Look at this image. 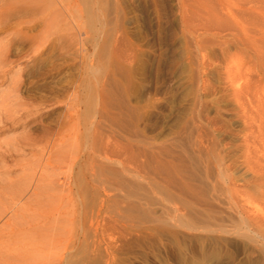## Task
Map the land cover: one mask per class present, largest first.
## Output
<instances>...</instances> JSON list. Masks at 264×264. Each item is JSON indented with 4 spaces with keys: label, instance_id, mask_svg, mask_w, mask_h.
<instances>
[{
    "label": "rangeland",
    "instance_id": "1",
    "mask_svg": "<svg viewBox=\"0 0 264 264\" xmlns=\"http://www.w3.org/2000/svg\"><path fill=\"white\" fill-rule=\"evenodd\" d=\"M51 3L1 14L0 264H264V0Z\"/></svg>",
    "mask_w": 264,
    "mask_h": 264
},
{
    "label": "bare ground",
    "instance_id": "2",
    "mask_svg": "<svg viewBox=\"0 0 264 264\" xmlns=\"http://www.w3.org/2000/svg\"><path fill=\"white\" fill-rule=\"evenodd\" d=\"M23 3V2H25L26 4L28 3L30 6H32V8L31 9H33V7H37L38 6V4H40V5H42V6H38V7H40L41 8V11H43V12H45L46 10V15H48V16H44V22H48L49 23V21H50V17H49V11L51 10V8L49 7V4L52 2V0L50 1V0H0V20H1V14L2 13H7L8 11H10L11 13H12V11H13V9L14 8H12L13 6H15L16 5V3H17V5L18 6H16L15 8H17L18 9V7L20 6L18 3ZM40 2V3H39ZM42 2V3H41ZM25 5V4H24ZM51 5H52V3H51ZM50 5V6H51ZM27 6V5H26ZM35 7V8H36ZM36 8V9H39V8ZM50 8V10L48 9V8ZM52 7V6H51ZM21 8V7H20ZM19 8V9H20ZM10 9V10H9ZM22 9V8H21ZM46 9V10H45ZM33 10H35V9H33ZM32 10V11H33ZM49 10V11H48ZM14 11H15V9H14ZM17 12V11H16ZM42 12V13H43ZM15 13V12H14ZM50 13H51V11H50ZM45 14V13H44ZM2 16H4V15H2ZM51 16V15H50ZM1 22V21H0ZM187 163V162H186ZM199 173V172H198ZM196 174V173H195ZM197 176V175H196ZM140 189V188H139ZM202 189V188H201ZM190 190H192V189H190ZM136 191H138V188L137 187H135V191H133V192H136ZM132 192V191H131ZM135 195V194H134ZM138 196V195H137ZM200 198V197H199ZM139 203V202H138ZM133 209H136V211L138 210V209H142V208H140L139 207V205L138 206H133ZM131 210V209H130ZM196 210V209H195ZM141 211V210H140ZM145 211V210H144ZM131 212H132V210H131ZM135 212V211H134ZM142 213H143V211H142ZM135 214V213H134ZM143 214H145V213H143ZM132 215V214H131ZM136 215V214H135ZM146 215V214H145ZM145 215H142V216H145ZM151 215H152V213H151ZM53 243V242H52ZM55 247V246H54ZM57 251V250H56ZM57 254V253H56ZM55 254V255H56ZM48 255V254H47ZM60 255V254H59ZM41 256V255H40ZM43 256V255H42ZM57 257H59V256H57ZM42 258V257H41ZM45 258V257H44ZM54 258V257H53ZM57 258H55V260H56ZM60 260H62V257H60ZM58 261V260H57ZM43 262V261H42ZM51 262H53V261H51ZM62 261H59V263H61ZM40 263V262H39ZM45 263V262H44ZM55 264H56V262H54ZM59 263H57V264H59ZM41 264V263H40ZM52 264V263H51Z\"/></svg>",
    "mask_w": 264,
    "mask_h": 264
}]
</instances>
